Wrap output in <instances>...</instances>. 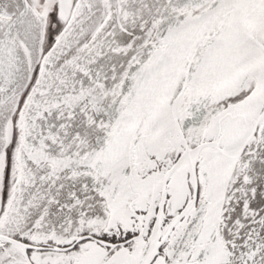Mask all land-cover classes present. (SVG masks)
Masks as SVG:
<instances>
[{"label":"snow or ice","instance_id":"snow-or-ice-1","mask_svg":"<svg viewBox=\"0 0 264 264\" xmlns=\"http://www.w3.org/2000/svg\"><path fill=\"white\" fill-rule=\"evenodd\" d=\"M0 264H264V0H0Z\"/></svg>","mask_w":264,"mask_h":264}]
</instances>
